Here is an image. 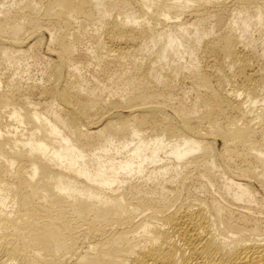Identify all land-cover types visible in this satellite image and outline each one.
Wrapping results in <instances>:
<instances>
[{
	"label": "bare ground",
	"instance_id": "obj_1",
	"mask_svg": "<svg viewBox=\"0 0 264 264\" xmlns=\"http://www.w3.org/2000/svg\"><path fill=\"white\" fill-rule=\"evenodd\" d=\"M256 41L264 0H0V264H264Z\"/></svg>",
	"mask_w": 264,
	"mask_h": 264
},
{
	"label": "rangeland",
	"instance_id": "obj_2",
	"mask_svg": "<svg viewBox=\"0 0 264 264\" xmlns=\"http://www.w3.org/2000/svg\"><path fill=\"white\" fill-rule=\"evenodd\" d=\"M256 34L258 35V33L257 32H255V33H253V37H256ZM212 37V35H210V36H208V38H211ZM251 46H253V45H256V46H253V48L255 49V51L258 53H261V51H262V47H264V45L262 46V45H260L259 44V42L258 41H256V42H254V43H252V44H250ZM249 45V46H250ZM262 48V49H261ZM264 59L263 58H260L259 59V63H260V65H262V66H264V61H263ZM183 61V63H184V61L185 60H182ZM181 61V62H182ZM40 67H41V65H40ZM33 73H35V74H38L39 75V72L37 73L36 71H34ZM38 75H37V77H38ZM258 94H261V92L260 93H258ZM258 98H260V97H257V98H255L253 101H257L256 99H258ZM259 100V99H258ZM260 103L259 102H257V105H259Z\"/></svg>",
	"mask_w": 264,
	"mask_h": 264
}]
</instances>
